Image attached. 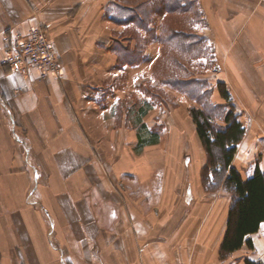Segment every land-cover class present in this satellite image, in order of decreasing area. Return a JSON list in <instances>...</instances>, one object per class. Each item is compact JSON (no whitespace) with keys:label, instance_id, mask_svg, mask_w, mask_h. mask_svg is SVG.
Listing matches in <instances>:
<instances>
[{"label":"crops","instance_id":"obj_1","mask_svg":"<svg viewBox=\"0 0 264 264\" xmlns=\"http://www.w3.org/2000/svg\"><path fill=\"white\" fill-rule=\"evenodd\" d=\"M108 1L0 0V264H264V221L247 236L253 248L222 258L229 199L218 192L208 207L189 208L208 163L197 127L198 137L187 134L190 121L178 115L163 137L143 120L151 98L140 96L146 108L140 100L121 108L120 78L129 73L139 93L142 65L120 67L109 48L118 28L103 17ZM200 4L199 33L222 80L264 105V0ZM35 26L48 31L62 65L47 81L1 64L4 36ZM260 112L261 129L250 112L241 116L246 133L232 166L245 180L264 172Z\"/></svg>","mask_w":264,"mask_h":264},{"label":"rangeland","instance_id":"obj_2","mask_svg":"<svg viewBox=\"0 0 264 264\" xmlns=\"http://www.w3.org/2000/svg\"><path fill=\"white\" fill-rule=\"evenodd\" d=\"M182 1L188 5L183 9L174 11L170 9L171 12L167 11L170 6L165 5L166 2L163 0H109L103 4V17L110 19L109 16L111 15L114 20H110L118 28L111 29L109 48L118 56V52L122 53L120 55L122 58L126 57L127 46L128 50L131 49L132 51H138L137 49L140 50L141 48L145 56V59L137 64L142 65L139 93L134 92L130 86L128 87L130 84L129 73L120 78V85L123 81L127 85L126 99L121 108H130L131 104L135 101L139 102V100L141 105L146 108L143 104L144 100H141L143 97L140 98V96L151 98V103L147 107V111L144 112L143 120L150 123L154 130L162 131L163 137H166L168 133L164 132L165 126L163 124H166V121L173 122V117L177 118L178 115L182 119H189L190 121L186 130L187 134L197 136L195 131L197 126L192 116V113L197 111L212 113V124L216 129L225 128V115L227 113H233L243 125L242 114L250 112L256 118V125L261 129L263 116L260 110L264 107L261 105V100L257 98L256 104H253L250 101L252 98L250 95L253 91L251 93L248 91V93L246 90L232 89L230 83L222 80L226 77L218 65L219 58L217 60L214 55L210 41L199 33L200 28L206 27V19L200 0H181L180 2ZM127 4L131 6L141 4V8L143 7V29L140 28L141 26L137 28L134 24H123L125 21H121L128 15L127 12L118 10L117 7L120 6L125 9ZM158 5H161L164 8L162 10L166 12H153L159 8ZM184 35L187 38L188 36H196L198 39L202 38L203 41L194 38L185 40L183 39ZM132 66L136 65L129 67ZM220 82L226 84L229 92L235 93L233 95L236 101L227 100L223 97L221 86H219ZM109 88L111 87L109 86ZM109 88L107 85L103 89L114 93L113 89L111 91ZM258 91L263 95L264 90ZM0 144H2L1 139ZM198 147L205 148L202 141L198 142ZM14 150L17 153L21 152V148H14ZM206 154L208 163L202 174V194L199 196V201H192L189 208H193L196 202H201L208 207L211 199L210 194L212 196L218 192L229 199V207H231L235 193L226 185L229 172L224 169L221 163L219 148L214 147L211 159L207 151ZM20 155L32 164L30 153L23 150ZM229 257L230 255L225 258Z\"/></svg>","mask_w":264,"mask_h":264},{"label":"trees","instance_id":"obj_3","mask_svg":"<svg viewBox=\"0 0 264 264\" xmlns=\"http://www.w3.org/2000/svg\"><path fill=\"white\" fill-rule=\"evenodd\" d=\"M163 1L166 2L164 3L165 5L170 6L169 9H167L168 12H171L170 9H173L174 11L181 8L183 9L188 5L185 1L180 2L181 0ZM125 7V9L120 6L117 7L118 10L127 12L128 16L124 17V20H121L122 22L125 21L123 24H134L137 28L138 26H141L140 28H142L144 17L141 4L136 6L127 4ZM162 9L164 8L160 5L159 8L153 12H164L165 10ZM109 18L114 20L111 15ZM119 22L120 20L118 23ZM144 28H146V26H144ZM188 38L203 41L202 38L198 39L196 36H188ZM188 38L185 37V35L183 37L185 40ZM137 50L138 51H132L131 49L128 50L127 46L125 58H122L120 56L122 53L120 54V52H118L119 66L137 65L139 62H142L145 59L143 54L144 51L142 52L141 48L140 50L139 48ZM133 54H136V56H133ZM219 86H221L223 97L227 100H231V94L227 89L226 84L220 82ZM192 116L210 159L213 157L214 147L219 148L221 163L224 169L229 172L226 185L235 193L234 202L229 210L226 235L221 247V256L222 258H225L236 250L242 248L244 244H247L250 248L254 247L253 241L247 238V236L257 232L261 223L264 221V172L257 168L255 174L251 178L245 180L240 172L232 166V161L237 152V146L246 133V129L233 113L230 112L225 115L226 126L225 128L220 129H216L213 126L212 113H209V111L193 112ZM246 264L260 263L247 260Z\"/></svg>","mask_w":264,"mask_h":264},{"label":"built area","instance_id":"obj_4","mask_svg":"<svg viewBox=\"0 0 264 264\" xmlns=\"http://www.w3.org/2000/svg\"><path fill=\"white\" fill-rule=\"evenodd\" d=\"M1 64L11 73L28 75L36 70L40 81L62 73V65L54 43L43 26L18 30L4 36Z\"/></svg>","mask_w":264,"mask_h":264}]
</instances>
